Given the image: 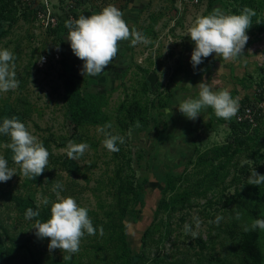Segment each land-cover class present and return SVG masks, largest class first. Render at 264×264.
<instances>
[{
	"label": "rangeland",
	"instance_id": "obj_1",
	"mask_svg": "<svg viewBox=\"0 0 264 264\" xmlns=\"http://www.w3.org/2000/svg\"><path fill=\"white\" fill-rule=\"evenodd\" d=\"M109 4L149 42H118L102 74L85 77L65 22ZM245 6L256 15L244 55L226 61L213 53L194 69L188 30L196 18ZM0 48L14 53L20 81L0 93V119L18 117L50 153L44 172L26 177L9 137L0 136V155L16 174L0 182V264H264V232L246 233L234 219L236 211L249 223L264 216V185L247 184L253 168L264 174V0H0ZM202 81L214 90L230 86L239 112L252 107L256 124L226 121L211 108L187 119L176 106ZM107 123L125 137L117 152L103 144ZM70 142L90 147L70 159ZM69 196L96 228L71 259L32 229ZM28 208L40 216L25 219Z\"/></svg>",
	"mask_w": 264,
	"mask_h": 264
},
{
	"label": "clouds",
	"instance_id": "obj_2",
	"mask_svg": "<svg viewBox=\"0 0 264 264\" xmlns=\"http://www.w3.org/2000/svg\"><path fill=\"white\" fill-rule=\"evenodd\" d=\"M256 15L253 8L245 6L239 14H228L217 7L209 14L199 16L188 30V37L194 44L190 63L194 69L203 63L204 58L216 54V58L226 61L237 60L243 56V50L249 36L247 30ZM124 13L114 4H109L100 12L92 15H80L77 19L65 22L68 29L67 41L73 54L83 61L81 75L97 77L104 68L116 57L118 42L131 38L133 45L147 44L149 39L139 30H131L123 18ZM15 55L7 48H0V93L8 92L19 86L16 77ZM239 97H234L230 86L214 90L209 83H199V91L195 96L179 99L177 108L189 120H196L202 111L211 108L218 118L230 120L237 116L240 109ZM138 123V122H137ZM111 123L100 128L104 135L103 144L111 152L119 151V144L124 143L125 137L113 134ZM0 136L9 137L7 147L12 151L13 161L20 165L24 176L35 179L42 174L49 163V151L42 142L31 134L18 117H4L0 119ZM90 146L86 143L68 145L67 156L78 159ZM15 171L9 166V161L0 155V182L10 180ZM247 184L264 185V174L258 173L254 168L247 177ZM53 192L60 196L63 184L56 182ZM47 205L49 200L44 199ZM50 218L46 221L35 220V236L38 239L50 238L49 250L60 249L68 253L67 259L79 251L81 238L87 234H95L96 228L88 215V209L80 206L73 197L59 198L51 206ZM40 216L39 210L26 209L25 219L32 220ZM196 226L199 227V217H195ZM223 217L217 216L216 223ZM234 219L241 222L244 232H264V216L253 219L250 223L243 221L242 213L235 212ZM184 231L192 236L197 233L189 224H185Z\"/></svg>",
	"mask_w": 264,
	"mask_h": 264
},
{
	"label": "built area",
	"instance_id": "obj_3",
	"mask_svg": "<svg viewBox=\"0 0 264 264\" xmlns=\"http://www.w3.org/2000/svg\"><path fill=\"white\" fill-rule=\"evenodd\" d=\"M237 120L239 122H246L251 126L256 124L255 112L252 107L245 106L242 112H239L237 115Z\"/></svg>",
	"mask_w": 264,
	"mask_h": 264
},
{
	"label": "trees",
	"instance_id": "obj_4",
	"mask_svg": "<svg viewBox=\"0 0 264 264\" xmlns=\"http://www.w3.org/2000/svg\"><path fill=\"white\" fill-rule=\"evenodd\" d=\"M244 107H245V106H244ZM244 107H242V109H241L240 112H242V110H243ZM241 124L246 125V126H249V127L251 126V125H249V124L246 123V122H241ZM140 257H141V256H136V257H135V262L138 261Z\"/></svg>",
	"mask_w": 264,
	"mask_h": 264
},
{
	"label": "water",
	"instance_id": "obj_5",
	"mask_svg": "<svg viewBox=\"0 0 264 264\" xmlns=\"http://www.w3.org/2000/svg\"><path fill=\"white\" fill-rule=\"evenodd\" d=\"M149 81H150L151 83H154V82L156 81V76H155L154 74H151V75L149 76Z\"/></svg>",
	"mask_w": 264,
	"mask_h": 264
}]
</instances>
